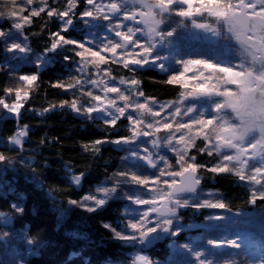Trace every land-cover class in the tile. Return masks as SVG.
Returning <instances> with one entry per match:
<instances>
[{
	"label": "trees",
	"instance_id": "1",
	"mask_svg": "<svg viewBox=\"0 0 264 264\" xmlns=\"http://www.w3.org/2000/svg\"><path fill=\"white\" fill-rule=\"evenodd\" d=\"M95 1L0 0V264L144 263L139 254L148 264H264V174L220 167L208 140L218 98L205 102L207 112L175 119L178 134L190 132L180 164L168 151L152 166L133 160L123 144L141 132L129 109L191 92L187 78L210 87L211 74L226 79L254 61L225 23L207 41L182 17L179 0H148L169 3L159 29L165 47L152 57H170L165 70L153 58L130 64L113 55L114 35L125 28ZM198 1L227 7L232 0ZM96 75L126 91L125 114L85 113L83 105L101 97L90 86ZM14 103L17 117L7 115ZM20 132L22 143H12ZM138 145L148 156L152 148ZM185 167L197 171L199 190L178 196L173 217L149 214ZM145 231L161 240L142 249Z\"/></svg>",
	"mask_w": 264,
	"mask_h": 264
},
{
	"label": "rangeland",
	"instance_id": "2",
	"mask_svg": "<svg viewBox=\"0 0 264 264\" xmlns=\"http://www.w3.org/2000/svg\"><path fill=\"white\" fill-rule=\"evenodd\" d=\"M174 1L176 0H170L169 3L172 4ZM179 1L184 5L182 17L190 21L194 32L207 41H212L220 35V23H225L238 49L254 62L245 72L242 69L230 70L226 79L211 74L209 79L213 84L210 87L197 88L195 85L199 82L195 78L193 80L187 78L189 85L192 84L194 87L191 92L182 94L176 100L152 102L147 107L139 105L129 109L132 122L141 128L140 133H135L131 140L123 142L125 148H131L129 157L133 160L140 158L141 161L152 166L156 162L155 159L159 157L164 159V154L161 152L168 151L179 155L176 162L180 164L181 158L184 157V151L180 150L186 146L184 144H187L188 140L190 141V132L178 134L179 128L174 125L175 119L180 116L193 118L200 112H207L208 106L205 102L210 103L211 100L218 98L216 109L220 110L214 116V120H217L213 123L215 132L210 133L211 137H208V140L211 147L220 154L222 161L220 167L246 173L251 178L260 176L264 174V85L261 97L250 106L247 105V92L255 85L257 79H264V6L262 5L264 0H232L227 7L205 5L198 0ZM169 3H155L148 0H96L95 4L105 12H109L111 7L117 9L115 16L118 24L126 31L114 35L119 41V47L113 50V55L121 59L125 58L128 63L135 65L147 64L149 60L151 61L153 50L165 47L159 29L164 26L162 15L170 10ZM243 3L248 6V12L254 17L252 27L247 34L248 38L232 20V14L238 11ZM124 38L130 40L127 47L122 44ZM169 57L170 55L164 52L153 60L156 59L158 67L165 70ZM184 64L180 71L187 75L191 62L186 61ZM90 86L99 90L101 97L83 105L85 113H94L102 118H117L125 114L128 105L125 98L126 91L119 87L115 79L96 75L91 80ZM6 106L11 110L7 115L18 116V113L12 111L18 108V103L12 106L6 104ZM206 121L210 124L211 120ZM24 137L25 133L20 132L13 138L12 143L21 144ZM139 140L145 141L146 148H152L148 156H144L139 149L141 147L138 148ZM186 169L194 170L185 167L178 177ZM168 176L172 178L174 175ZM172 185L147 207L149 214H152L161 203L168 208V214L163 217H173L177 214L180 199L170 194ZM148 222L147 218L146 223ZM164 233H167V230ZM137 261L144 262L140 264L149 263L145 254H139Z\"/></svg>",
	"mask_w": 264,
	"mask_h": 264
},
{
	"label": "water",
	"instance_id": "3",
	"mask_svg": "<svg viewBox=\"0 0 264 264\" xmlns=\"http://www.w3.org/2000/svg\"><path fill=\"white\" fill-rule=\"evenodd\" d=\"M110 14L115 15L117 9L114 7L110 8ZM253 15L248 12V6L243 3L238 11L232 14V20L234 24L241 29L243 35L248 38V32L253 24ZM122 44L127 47L130 44V40L127 38L122 39ZM264 79H257L255 85L250 88L247 92V105L250 106L255 104L262 95L263 92ZM201 186L200 179L198 178V173L193 169H186L183 171L178 180L170 188V194L173 196L188 195L196 193ZM153 215L166 216L168 214V208L161 203L152 212ZM161 240L158 233L153 231H145L140 235V247L142 249H148L156 245Z\"/></svg>",
	"mask_w": 264,
	"mask_h": 264
}]
</instances>
